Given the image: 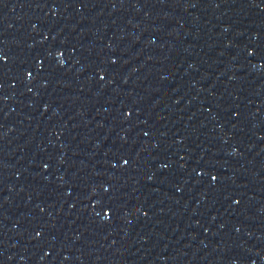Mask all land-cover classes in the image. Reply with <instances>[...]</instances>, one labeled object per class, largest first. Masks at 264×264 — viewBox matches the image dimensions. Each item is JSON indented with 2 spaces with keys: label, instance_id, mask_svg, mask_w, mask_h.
<instances>
[{
  "label": "water",
  "instance_id": "water-1",
  "mask_svg": "<svg viewBox=\"0 0 264 264\" xmlns=\"http://www.w3.org/2000/svg\"><path fill=\"white\" fill-rule=\"evenodd\" d=\"M0 264H264V0H0Z\"/></svg>",
  "mask_w": 264,
  "mask_h": 264
}]
</instances>
